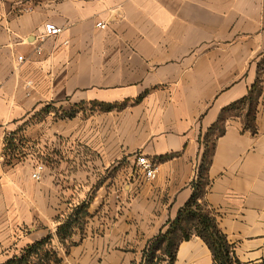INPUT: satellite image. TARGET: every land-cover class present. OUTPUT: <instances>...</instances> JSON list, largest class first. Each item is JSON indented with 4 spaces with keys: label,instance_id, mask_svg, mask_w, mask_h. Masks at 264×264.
<instances>
[{
    "label": "crops",
    "instance_id": "0c3cea01",
    "mask_svg": "<svg viewBox=\"0 0 264 264\" xmlns=\"http://www.w3.org/2000/svg\"><path fill=\"white\" fill-rule=\"evenodd\" d=\"M252 92L250 129L249 104L224 111ZM197 184L236 259L263 261L264 0H0V264L49 237L60 264H142ZM174 264L214 260L194 237Z\"/></svg>",
    "mask_w": 264,
    "mask_h": 264
},
{
    "label": "trees",
    "instance_id": "16d2710c",
    "mask_svg": "<svg viewBox=\"0 0 264 264\" xmlns=\"http://www.w3.org/2000/svg\"><path fill=\"white\" fill-rule=\"evenodd\" d=\"M247 104L250 106L248 127L252 129V121L255 119L253 113L257 105V100H255L253 92L249 97L227 108L224 114L239 113ZM96 106L105 111L113 109L111 105ZM8 150H14L10 143L8 144ZM194 189V195L191 200L179 213L178 218L170 222L168 231L164 235L157 237L144 250L142 264H161L162 262L174 264L176 262L179 245L183 242L190 241L194 237L201 239L208 246L212 253L214 264H242L235 258L233 246L230 245L226 236L219 230L214 215L208 210L206 205L202 204V191L199 185L194 186ZM87 208L88 206L82 203L74 208L65 220L59 221L57 235L60 243L66 248L75 244L72 238L77 229L82 230L84 219L88 215ZM178 238H180L179 242L176 241ZM48 241H52V238L49 237L42 242L29 246L22 252L21 256H15L4 264H38L33 260L36 258L35 256L39 259L42 253H44L43 259L51 262V258L57 256L58 253L53 249H45ZM158 253L162 254V259ZM43 259L42 261H44ZM60 261V259L56 258V263ZM255 264H264V260Z\"/></svg>",
    "mask_w": 264,
    "mask_h": 264
},
{
    "label": "built area",
    "instance_id": "2783aa9c",
    "mask_svg": "<svg viewBox=\"0 0 264 264\" xmlns=\"http://www.w3.org/2000/svg\"><path fill=\"white\" fill-rule=\"evenodd\" d=\"M97 26L102 29H105L106 27L102 23L98 24ZM61 33H62V29H60L59 27L53 24H47L45 27V34H43L41 39L44 41L46 38L57 37ZM19 60L22 61L23 58L20 57ZM30 86L31 85H28V88ZM42 169H43L42 166H38L37 171L32 175V178L39 180ZM141 175L147 181H155L158 176V165L155 161L144 155H137L135 168H134V176H141Z\"/></svg>",
    "mask_w": 264,
    "mask_h": 264
},
{
    "label": "rangeland",
    "instance_id": "374dc122",
    "mask_svg": "<svg viewBox=\"0 0 264 264\" xmlns=\"http://www.w3.org/2000/svg\"><path fill=\"white\" fill-rule=\"evenodd\" d=\"M67 115H69V114H67ZM67 115L64 113V114H62V115H59V113L57 114V116H60V117H67ZM38 166H42L41 165V163L38 165ZM77 206H79V205H77ZM77 206H75L74 208H76ZM74 209H72L71 210V212L73 211ZM70 212V213H71ZM179 240H180V238H178L176 241L177 242H179ZM66 245V244H65ZM46 250H51V249H53L54 250V246H53V243H52V241H48V244H47V246H46V248H45ZM55 251V250H54ZM22 255V254H21ZM21 255H19V256H21ZM158 255H159V257L162 259V254L161 253H158ZM43 256H44V253H42L41 254V257L38 259V257L37 256H35L36 258L33 260V261H35L36 263H38V264H48V263H50V264H60L61 263V261H62V259L61 258H59V255H57V256H55V257H53V258H51V262H48V261H46V260H44L43 259ZM56 258H58V259H60L61 261L59 262V263H56ZM236 258V257H235ZM42 259L44 260V261H42ZM41 260V261H40ZM161 264H164L163 262L161 263Z\"/></svg>",
    "mask_w": 264,
    "mask_h": 264
}]
</instances>
